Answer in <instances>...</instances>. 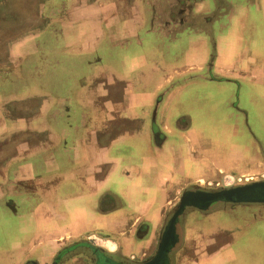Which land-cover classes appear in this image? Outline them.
Segmentation results:
<instances>
[{
  "label": "crops",
  "instance_id": "0c3cea01",
  "mask_svg": "<svg viewBox=\"0 0 264 264\" xmlns=\"http://www.w3.org/2000/svg\"><path fill=\"white\" fill-rule=\"evenodd\" d=\"M225 2L116 0L133 18H105L102 40L110 51L103 64L90 53H65L74 28L40 35L46 48L56 43L40 64V81H28L31 74L19 67L12 83L0 82V93H8L0 94V264H93L99 252L93 256L88 247L109 260H143L161 247L183 192L256 180L246 175L264 169L261 102L248 97L247 109L241 98L215 103L229 110L222 116L192 89L238 83L250 94L253 80L264 86L259 28L254 23L252 37L244 33L253 10L264 15V0L228 2L226 14L245 27L228 37L224 53L211 32L209 41L188 33L214 20L213 6ZM103 8H113L112 1ZM31 38L18 40L13 54L27 52L21 42ZM181 47L188 64L174 57ZM87 57L91 62L78 66L75 58ZM257 206L264 205L187 212L173 261L219 264L247 231L243 222L264 217Z\"/></svg>",
  "mask_w": 264,
  "mask_h": 264
},
{
  "label": "rangeland",
  "instance_id": "374dc122",
  "mask_svg": "<svg viewBox=\"0 0 264 264\" xmlns=\"http://www.w3.org/2000/svg\"><path fill=\"white\" fill-rule=\"evenodd\" d=\"M111 1L113 8L105 10L103 8L104 0H0V82L4 81L6 85L12 83L14 81V73L19 70V67H23V69H26V71L31 74L29 75L28 81L32 80L33 82H39L41 78L40 71H42L40 64H43V62L47 60L48 52L54 49L56 44L52 41L49 43V48H46V42H41L39 39L40 35L42 33L56 35L62 32L67 34L69 28H74L75 40L70 41V36L65 38L63 45L58 43L63 46L65 53H70L72 51L76 52V54L90 53L96 65L103 64L102 62L105 56H108L109 59L108 52L110 51L109 48L105 49L104 40H102L105 18H109V15H111L113 19H116L119 18L122 13H127L128 18H133V15H131L133 12L132 10L122 11L120 8L115 7L117 6L116 0ZM229 1L232 0H228V2ZM246 1L247 0H245V2ZM228 2H225L224 7L221 9L217 8V6H213V11L217 12V16L214 20H207L208 23L206 21L199 22L204 24L207 23L208 25H198L188 32L196 39L205 37L208 41L209 36H211V34L214 35L220 45V48L217 50L219 51L220 49L221 53H224L228 37L232 34L243 33L242 28L245 27L243 26L241 28V26L236 24L237 16L235 23V18L231 19L229 14H226ZM42 5L44 6L42 7ZM52 6H54V8H52ZM252 9H254V7H252ZM253 12L256 16L250 19L251 22H249V26L245 27L244 33L252 37L253 33H255L253 26L255 23L259 28L257 32L258 40L264 42V20L261 21L264 15H260L255 10H253ZM142 14V17H144L145 12L142 11ZM225 25H228V27L223 28ZM125 30L130 32L129 27H126ZM209 32H211V34ZM25 37H27V39L32 37L31 40L26 43L21 42V45H26L27 52L22 51L20 54H13V50L16 48L15 45L20 44L18 40ZM76 37L78 38L77 42ZM112 43L116 44L115 42ZM87 50H89V52H87ZM46 51L48 52L46 53ZM181 51L183 53L185 52L181 47L180 53L177 52L179 54H176L174 57L182 58ZM203 56L205 58V54H203ZM89 58H75V60L78 66H86L87 61L91 62ZM185 58L186 57L182 58V62L185 63L186 60L185 64H188L189 60ZM83 60L84 62H80ZM68 63L71 62L65 59V64ZM218 74L223 78L220 73ZM240 84L244 85V83ZM246 86H240L237 83V85L234 84V88H232L230 86L228 87V83L207 82V84H195V86H192V89L198 90L197 93L201 91V99H206V102L211 104V108H213L218 115L222 114L223 116L225 113L227 114L229 110L225 109L224 105L225 103L228 104L232 98H234L235 103H238V98H241V105L243 107V105L247 104V101H244L249 97L250 99L255 98L256 101L261 102L263 109L261 113L264 117V86L255 85V80H253L252 84H249L250 94L249 91L246 90ZM251 87L253 88L251 89ZM238 92H240L239 97L237 96ZM0 94L1 96L3 94V97H7L6 95H8V93L4 94L2 92ZM40 95L41 90L39 88L32 90L31 96L33 98L40 97ZM219 102H224L222 110L219 107L216 109V106L214 107L215 103ZM235 106H237V104H235ZM243 108L247 109V107ZM261 133L264 135L263 129H261ZM243 138L246 140V136H243ZM127 152H129V150ZM245 174H247V172ZM262 175H264V169H257L246 176L254 177L257 180L261 179L263 177ZM17 200L19 201V199ZM176 203V205H178L179 202L177 201ZM257 207L259 208L255 210L260 215H264V206ZM261 218H263V220ZM243 223L247 225V231L242 232L236 240L232 241L231 249L233 253L228 254V252H225L222 254L223 258L220 257L219 261L222 263L224 261L223 264H264V217L256 218L252 215L249 217V220ZM177 225V235H180L181 225L180 223ZM228 225H231V223H228ZM228 232L229 231H224V237H226ZM230 240L231 236L228 239L226 238L225 242H229ZM181 243L182 239L177 243V246L181 245ZM183 256V254L180 256L181 259L187 258ZM195 262L199 261H172V264H195ZM221 262L219 264H222Z\"/></svg>",
  "mask_w": 264,
  "mask_h": 264
},
{
  "label": "flooded vegetation",
  "instance_id": "af4514ba",
  "mask_svg": "<svg viewBox=\"0 0 264 264\" xmlns=\"http://www.w3.org/2000/svg\"><path fill=\"white\" fill-rule=\"evenodd\" d=\"M264 182V180H251V181H247V182H243L238 184L237 186L230 188V189H222V188H218V189H207V188H193L190 189L188 191L183 192V194L179 197L178 200V205L175 204V206L172 208V210L170 211V216H174V214L177 212V210L179 209L181 203L183 202V199L189 194V193H198L200 195H204V196H210L212 197V195H216L219 194L222 198H232V200H226V199H218L216 201H213L211 204L210 208L207 209H201V207L199 206H187L185 208V210L180 214L179 218H178V222L181 225V220L184 217V215L187 212H197V211H201V212H207V211H211V209L214 208H219V209H223V210H229L231 208H237L239 207V209H250V207L248 206H253V205H264V201H251L252 197L251 195H253V190L252 189L256 184ZM251 190V191H250ZM224 191H232L233 193H227L225 194ZM209 194V195H208ZM262 195V196H261ZM259 196L260 197H264V194H261ZM255 199V198H253ZM244 207V208H242ZM236 211V210H234ZM243 212L240 210V213ZM171 217V219H172ZM170 219V220H171ZM167 227V226H166ZM178 225L176 226L177 229ZM165 238V234L162 236L161 240H160V246H162L163 241ZM178 243V235H177V242L175 243V245L169 250V252L167 253L166 257H163L160 261H164L161 262L159 264H172L173 261V253L175 251L176 245ZM86 248V247H84ZM87 249V248H86ZM161 247L158 249L157 253L154 256L148 257L146 259L143 260H122V261H116L114 260V258L112 260H109L108 258L103 257L104 255H101V252L95 248L91 249L90 247H88V251L89 253L94 252L93 256H95L97 254V251L99 252L98 255H96V261L93 262V264H150L152 261H156V257L158 256L159 252H160ZM72 249H70L71 252ZM86 255V252H83ZM68 253H66L64 255V257H66ZM82 255V254H81Z\"/></svg>",
  "mask_w": 264,
  "mask_h": 264
},
{
  "label": "water",
  "instance_id": "95a60500",
  "mask_svg": "<svg viewBox=\"0 0 264 264\" xmlns=\"http://www.w3.org/2000/svg\"><path fill=\"white\" fill-rule=\"evenodd\" d=\"M253 195H251L252 200L251 201H264V197L259 196L261 194H264V182L256 184L252 189ZM251 191V190H250ZM225 194L227 193H233L232 191H224ZM220 194V193H219ZM219 194L210 196H204L200 195L198 193H189L181 203L179 209L174 214L172 219L170 220L169 224L167 225L166 231H165V238L163 241V244L161 246L160 252L158 256L156 257V261H152L150 264H159L164 261H160L163 257L167 256V253L169 250L175 245L177 242V229L176 226L178 224V218L180 214L185 210L187 206H199L201 209H207L211 207V204L213 201H216L218 199H226V200H232V198H222ZM209 195V194H208ZM262 196V195H261ZM255 198V199H253Z\"/></svg>",
  "mask_w": 264,
  "mask_h": 264
}]
</instances>
